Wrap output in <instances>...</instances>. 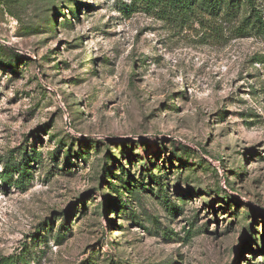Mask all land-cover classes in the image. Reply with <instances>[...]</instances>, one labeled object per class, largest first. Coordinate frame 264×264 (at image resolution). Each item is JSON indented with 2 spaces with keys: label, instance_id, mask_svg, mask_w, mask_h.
<instances>
[{
  "label": "rangeland",
  "instance_id": "rangeland-1",
  "mask_svg": "<svg viewBox=\"0 0 264 264\" xmlns=\"http://www.w3.org/2000/svg\"><path fill=\"white\" fill-rule=\"evenodd\" d=\"M130 1L0 0V256L264 264V42Z\"/></svg>",
  "mask_w": 264,
  "mask_h": 264
},
{
  "label": "trees",
  "instance_id": "trees-1",
  "mask_svg": "<svg viewBox=\"0 0 264 264\" xmlns=\"http://www.w3.org/2000/svg\"><path fill=\"white\" fill-rule=\"evenodd\" d=\"M127 7H134L174 26L197 23L218 34L225 27L233 38L254 37L264 42V0H131ZM109 173L114 174L103 169V175L108 177ZM117 181L116 188L129 192L135 189L130 174L125 178L117 175ZM107 205H110L108 200ZM0 264L16 262L12 255H7L0 256Z\"/></svg>",
  "mask_w": 264,
  "mask_h": 264
}]
</instances>
